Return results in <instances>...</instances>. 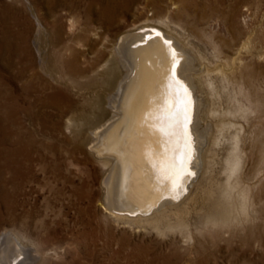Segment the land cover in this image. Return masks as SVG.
I'll use <instances>...</instances> for the list:
<instances>
[{
    "label": "rangeland",
    "instance_id": "rangeland-1",
    "mask_svg": "<svg viewBox=\"0 0 264 264\" xmlns=\"http://www.w3.org/2000/svg\"><path fill=\"white\" fill-rule=\"evenodd\" d=\"M158 6L183 12L181 19L173 20L186 29L187 37L198 30L186 40L206 56V63L213 62L214 43L228 42L222 55L230 61L238 58L237 73L245 66L259 76L257 92L264 99V0H139L114 28L96 17L85 27L84 5L69 12L52 8L47 0H0V232L11 231L32 244L42 257L38 264H167V259L172 264H228L213 236L196 229L200 217L212 211L218 178L212 186H201L181 209L194 234L190 247L167 223L157 231L149 225L115 224L102 215L106 168L86 146L90 127L80 114L83 110L89 115V102L105 97L110 89L86 76H96L117 37L154 19ZM70 17L76 21L75 30H70ZM57 18L63 33L54 47L51 33ZM71 59L87 73L75 71ZM65 100L77 106L68 108ZM263 104L249 122L240 121L253 137L264 128ZM91 117L89 122H94ZM70 119L82 140L67 130ZM19 138L25 145L14 144ZM260 182L263 186L264 173ZM170 223L176 225V217ZM174 253L180 257L174 258Z\"/></svg>",
    "mask_w": 264,
    "mask_h": 264
},
{
    "label": "bare ground",
    "instance_id": "bare-ground-1",
    "mask_svg": "<svg viewBox=\"0 0 264 264\" xmlns=\"http://www.w3.org/2000/svg\"><path fill=\"white\" fill-rule=\"evenodd\" d=\"M47 1L52 8L69 12L84 5L85 27L96 17L111 28L139 2ZM156 13L154 19L120 34L96 76H86L93 84L110 89L105 97L98 95L97 101L89 102V115L83 110L80 114V120L90 127L86 146L106 168L101 181L102 215L115 224L135 228L149 225L157 231L167 223L168 230L183 237L190 247L194 234L180 216L181 209L189 205L201 186H212L218 178L212 211L200 217L197 232L213 236L228 264H264V185L258 183L264 173V128L253 137L240 123L249 122L264 103L257 92L259 76L250 74L244 65L235 71L238 58L230 61L222 55V47L230 46L223 39L220 45L213 44V62L206 63V56L186 40L198 30L187 37L186 29L173 20L181 19L183 12L158 6ZM57 21L51 33L54 47L63 33ZM68 21L70 30H75L74 18ZM69 63L81 75L87 73L73 59ZM173 66L176 82L172 80ZM68 106L77 105L68 100ZM91 116L94 122H89ZM66 128L82 140L78 125L71 119ZM14 144L23 143L19 138ZM175 217L176 225L170 223ZM172 256L178 258L179 253ZM41 258L23 237L7 230L0 232V264H38Z\"/></svg>",
    "mask_w": 264,
    "mask_h": 264
},
{
    "label": "snow or ice",
    "instance_id": "snow-or-ice-1",
    "mask_svg": "<svg viewBox=\"0 0 264 264\" xmlns=\"http://www.w3.org/2000/svg\"><path fill=\"white\" fill-rule=\"evenodd\" d=\"M171 73H172V80H173L174 82H176V81H175V66H173V68L171 69ZM177 83H178V82H177ZM181 88H182L183 92H184L185 94H187V89H186V88H183V86H181ZM184 120H185V124H187V122H188V120H189V117L187 116V114H185V118H184Z\"/></svg>",
    "mask_w": 264,
    "mask_h": 264
}]
</instances>
